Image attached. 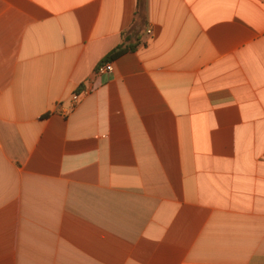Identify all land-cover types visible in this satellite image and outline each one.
<instances>
[{
	"label": "crops",
	"instance_id": "0c3cea01",
	"mask_svg": "<svg viewBox=\"0 0 264 264\" xmlns=\"http://www.w3.org/2000/svg\"><path fill=\"white\" fill-rule=\"evenodd\" d=\"M0 264H264V0H0Z\"/></svg>",
	"mask_w": 264,
	"mask_h": 264
},
{
	"label": "built area",
	"instance_id": "2783aa9c",
	"mask_svg": "<svg viewBox=\"0 0 264 264\" xmlns=\"http://www.w3.org/2000/svg\"><path fill=\"white\" fill-rule=\"evenodd\" d=\"M113 67H112V62L111 61H102L99 65H97L95 69V73L98 75H104L107 73L112 72ZM79 95H73L71 98V107L75 106V103L78 99Z\"/></svg>",
	"mask_w": 264,
	"mask_h": 264
},
{
	"label": "trees",
	"instance_id": "16d2710c",
	"mask_svg": "<svg viewBox=\"0 0 264 264\" xmlns=\"http://www.w3.org/2000/svg\"><path fill=\"white\" fill-rule=\"evenodd\" d=\"M135 45L132 47L127 48L123 43H121L119 46H117L115 49H113L107 57L104 59V61H111L112 59L116 58L117 56L121 55L123 52H125L127 49H134Z\"/></svg>",
	"mask_w": 264,
	"mask_h": 264
}]
</instances>
